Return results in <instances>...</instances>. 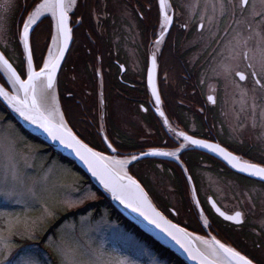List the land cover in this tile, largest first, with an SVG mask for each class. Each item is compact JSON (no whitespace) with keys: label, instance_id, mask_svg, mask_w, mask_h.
Returning a JSON list of instances; mask_svg holds the SVG:
<instances>
[{"label":"flooded vegetation","instance_id":"obj_1","mask_svg":"<svg viewBox=\"0 0 264 264\" xmlns=\"http://www.w3.org/2000/svg\"><path fill=\"white\" fill-rule=\"evenodd\" d=\"M38 1L14 0L18 7L8 13L14 40L1 42L0 48L18 44L25 5H31L30 12ZM224 2L221 15L219 0H167L172 23L162 30L160 0H77L70 19L72 43L57 82L75 134L102 153L132 157L153 149L176 152L185 143L176 132H183L264 167V88L257 83L264 82V73L256 63L255 38L247 46L242 40L237 45L235 38L259 31L260 17L251 19V7L233 12L237 0ZM252 2L256 11H264L260 0ZM233 48L239 58L230 54ZM153 57L159 111L148 81ZM174 159L138 160L129 172L172 221L264 264V183L189 145ZM216 209L226 216L240 212L241 222L222 218Z\"/></svg>","mask_w":264,"mask_h":264},{"label":"snow or ice","instance_id":"obj_2","mask_svg":"<svg viewBox=\"0 0 264 264\" xmlns=\"http://www.w3.org/2000/svg\"><path fill=\"white\" fill-rule=\"evenodd\" d=\"M35 2V0H33ZM76 4V0H43L42 3L36 4L35 9L31 12L28 8L31 5L26 3L24 12L27 13V17H21L22 31L19 33L21 42L24 46V51L27 54V79H21V75H18L13 70L12 65L3 55H0V66H2L10 74L8 80L12 83V95H9L5 91L4 87H0V96L8 101L9 106L19 114V116L33 125L36 129L40 130L47 137L53 141L58 142L64 148L70 149L75 153L76 157L87 166L91 174L96 177L100 184L103 185L107 192H110L114 199L120 201L125 207L131 208L135 212H140L151 224H155L162 232L168 237L174 240L181 248H184L188 252L189 256L193 259L192 252L182 240V237L190 235L186 233L183 228H178L174 224H170L159 212L151 208L148 204L147 197L144 195L143 189L136 183L131 177L127 176L124 172V167L130 161L116 160L104 156L100 152L93 151L86 144L82 143L80 139L72 133L64 122L63 116L59 115L58 109L53 108L55 97L52 92L54 87L55 72L59 67L60 60L63 58L64 51L67 47V41L71 38V29L69 28V16L68 12ZM260 5L264 8V0H260ZM18 7L14 3V0H0V33H4L8 30V13L11 9ZM169 5L167 0H160V12L162 17L161 28H166L167 25L172 23V17L168 15L167 9ZM226 4L224 0H219V8L221 15L224 14ZM249 7L253 9L251 19L260 17L258 23L261 25L259 31L250 30L249 35L246 38H242L237 34V45L241 40L244 46H247L249 40L255 38L256 48L255 51L258 54L256 63L260 67V72L264 73V11H256V5L252 0H237V3L233 5V12L235 8L241 9L242 13ZM215 11L216 5H213ZM45 13H50L52 20L54 21V34L52 35V43L56 45L55 51L53 48H49L48 57L44 59L43 66L39 67V71L33 68V55L29 46V36L32 26L36 23L37 19ZM240 23V21H237ZM203 25H201V28ZM250 28V25H249ZM160 43V40L157 41ZM230 54L233 58H239L240 53L235 49H230ZM243 58L248 60L247 52L243 53ZM153 68L155 67V57L152 58ZM249 67H254L250 64ZM225 72L231 71L228 66L223 69ZM236 75L239 76L241 81L245 80V75L236 71ZM253 75H259L257 72H253ZM257 83L261 84L264 88V82L257 80ZM149 86L152 88V95L155 98L157 111H159L160 96L158 95L155 87L152 83V69L149 70ZM20 93H23L21 96ZM246 95V93H244ZM208 99L211 101L212 97ZM255 97H253V110H255ZM163 116L164 113L160 112ZM264 115V113H262ZM56 117H59L58 119ZM167 125V120H165ZM177 138L182 137L184 144L180 145V148L176 152H167L162 150L153 149L149 152H142L143 156H160V157H176L177 153L184 149L187 145H196L198 147L206 148L209 151L216 152L225 159L229 160L233 164V167H239L240 171L248 172L251 176H256L260 180H264V167H259L256 164L240 163L238 158L232 156L230 153L219 145L209 144L202 140L193 139L191 136L186 135L183 132H176ZM107 147L113 152L117 151V148L112 143H108ZM132 160H138V156H132ZM11 180L15 183H22L20 176L16 170V166L10 165L5 168L4 173L0 176V184H7ZM127 181L124 183H117V181ZM134 189L138 195H129V190ZM31 190V189H29ZM97 195L93 192H85L79 201L73 202L70 206H76L77 204L84 203L85 200H95ZM215 206V205H214ZM150 211H145V208ZM219 211V209H217ZM224 215V213H220ZM241 217L240 212H236L234 216H225L226 220H232L239 224ZM207 224V221H205ZM7 236L3 232H0V264H35L30 258V253H16L13 255V247L9 237L17 234V222L9 221L5 226ZM27 238L34 239L30 232H27ZM197 239H200L197 237ZM207 245L206 241H202ZM61 253L64 259L61 264H98L97 254L94 250H86L79 245H66L62 248ZM16 256L20 259L17 260ZM11 257V259H10ZM123 264V262H121ZM201 264H255L252 258L242 255L240 252L234 250L231 247H226L223 243L213 240L212 244L208 246V251L201 253Z\"/></svg>","mask_w":264,"mask_h":264},{"label":"rangeland","instance_id":"obj_3","mask_svg":"<svg viewBox=\"0 0 264 264\" xmlns=\"http://www.w3.org/2000/svg\"><path fill=\"white\" fill-rule=\"evenodd\" d=\"M47 19L45 17L35 25L30 36L36 68L50 47L51 26ZM9 40H14V32L0 33V43ZM2 50L15 62L18 54L14 46L4 44ZM171 159L175 160L174 157ZM13 164L22 183L9 180L7 184H0V232L7 236L5 226L9 221L17 222V234L9 237L14 245V256L30 253L35 264H61L64 257L60 250L66 245H79L94 250L98 264H169L133 234L111 221L106 211L98 218L90 212L75 219H65L52 229L60 217L77 213L97 202L99 196L90 185L83 184L84 178L79 172L52 157L43 146L24 134L0 107V176ZM85 192H93L97 198L70 206ZM165 195L168 197V193ZM51 229L52 232L46 235ZM26 230L35 238H27ZM16 259L20 257L16 256Z\"/></svg>","mask_w":264,"mask_h":264},{"label":"water","instance_id":"obj_4","mask_svg":"<svg viewBox=\"0 0 264 264\" xmlns=\"http://www.w3.org/2000/svg\"><path fill=\"white\" fill-rule=\"evenodd\" d=\"M43 0H41L39 3H42ZM75 7V6H74ZM35 9L34 8L31 10L33 11ZM30 11V12H31ZM70 12V13H69ZM68 12V16H69V28L70 27V14L73 12L69 11ZM27 17V16H26ZM49 18L51 21V34H50V47L53 48V43H52V35L54 34V21L52 20V17L50 14H46L41 16L40 18H38V20L36 21V23L32 26V29L30 30V36L31 33L35 27V25H37L42 19L44 18ZM22 31V27L19 31V33ZM18 33V35H19ZM30 36H29V46H30ZM72 43V29H71V38L67 41V47L64 51V55L63 58L60 60L59 63V67L56 69L55 72V80H54V87L52 89V92L54 94L55 97V101L54 104H52L51 106L55 109H58L59 111V115L63 116L64 122L67 125V127L72 131V129L70 128V126L68 125L64 114L62 113L61 110V106H60V102H59V98H58V93H57V79H58V75L60 72V69L66 59V56L68 54V51L70 49ZM18 44L20 47V51L22 52V59L24 62V74L25 77L21 79H27V54L24 51V46L23 43L21 42L20 39V35H19V39H18ZM49 47V48H50ZM49 50V49H48ZM55 51V50H53ZM49 51L46 54V57H48ZM0 55H3L6 58V56L3 54V52L0 50ZM44 58V59H45ZM8 60V59H7ZM44 61V60H43ZM9 64L12 65V63L8 60ZM43 66V62L41 63V65L39 67ZM39 67L36 68L33 62V68L36 71H39ZM12 68L14 71H16V73L19 75V73L17 72V70L14 68V66L12 65ZM152 69V83L153 81H155V67L153 68V64H152V59H150V63H149V70ZM10 74L6 71V69H4L2 66H0V76L2 77V79L4 80V82L7 85V88L0 82V87H4L5 91H7L9 93V95H12V83L8 80V76ZM148 81H149V71H148ZM151 88V87H150ZM152 91V88H151ZM20 95L22 96L23 93H20ZM0 103L7 109V111L11 114V116L15 119V121L19 124V126L25 131L27 132L29 135L33 136L34 138L38 139L40 142H42L43 144H45L46 146L50 147L54 152H56L57 154H59L60 156H62L63 158L69 160L70 162H72L78 169H80L88 178L89 181L93 184V186L98 189L108 200H110V202L112 203V205L114 206V208L126 219L128 220L130 223H132L134 226H136L140 231H142L145 235H147L148 237H150L152 240H154L156 243H158L160 246H162L163 248L167 249L168 251H170L171 253H173L177 258H179L182 262H184L185 264H201V253H205L208 251V246H210L212 244L213 240L219 241L220 243H222L220 240L214 238V237H204L198 234H195L187 229H185L184 227H181L179 225H177L176 223L170 221L166 216H164L159 210L158 208L154 205V203L152 202L151 198L149 197V195L147 194V192L144 190V188L140 185V183L128 172V167L130 166V164H132L135 161L138 160H143V159H147V158H155L157 156H143L141 154H138L137 156L139 157L138 160H132V157H118L115 155H106L104 153H102L104 156H107L109 158H114L116 160H125L127 159L128 161H130L128 164L125 165L124 167V172L127 173V176L131 177L133 180L136 181L137 184H139L140 188L143 189L144 195L147 197V201L148 204L151 205L152 209H155L156 212H159L161 216L164 217L165 220H167L170 224H174L176 225L178 228H183L185 230L186 233H189L190 235L186 236V237H182V240L185 244V247H188L190 249V251L192 252V256L196 257L195 259L191 258L188 254V252H186L184 250V248H181L180 245H178L174 240H172L170 237H168L164 232H162L159 228H157L155 226V224H151L149 223V221L147 219H145V217L143 215L140 214V212H135L133 211L131 208L125 207L124 204H121L119 200L114 199L112 194L110 192H107L103 185L100 184L99 180L94 177L91 172L88 170L87 166L84 165V163L82 161H80L75 153H73L70 149L64 148L61 145H59L58 142H53L51 141L46 134H44L43 132H41L40 130L36 129L33 125L29 124L27 121H25L24 119H22L19 114L17 112H15L8 104V101H6L2 96H0ZM57 119L59 117H56ZM72 133L74 135H76L73 131ZM78 139H80L78 136H76ZM194 139V138H193ZM81 140V139H80ZM82 143L86 144L85 142H83L81 140ZM207 143V142H206ZM211 144V143H209ZM87 145V144H86ZM216 145V144H214ZM89 148H91L89 145H87ZM189 146L192 149H197L200 151H203L205 153H208L212 156H214L215 158L219 159L220 161H222L228 168H230L231 170H233L234 172L243 175L245 177H248L250 179L259 181L264 183V180H260L258 177L256 176H251L249 175L248 172L245 171H240L239 167H233V164L229 162V160L225 159L224 156L216 153V152H212L209 151L206 148H202V147H198L196 145H190ZM221 147V146H220ZM93 151L98 152L97 150L91 148ZM224 149V148H223ZM225 150V149H224ZM149 152V151H148ZM225 152H228L227 150H225ZM101 153V152H100ZM230 153V152H228ZM231 154V153H230ZM232 156H235L233 154H231ZM236 157V156H235ZM240 163H245L243 161H241L238 158ZM260 167V166H259ZM117 183H124L126 184L127 181H117ZM129 195L132 196H136L138 195L136 193V191L134 189H130L129 190ZM145 211H150V209H148L147 207L145 208ZM216 212L222 217L225 218L226 215H221L220 211ZM197 237H199L200 239H197ZM202 241H206L207 245L205 243H202ZM224 244V243H223ZM226 247H231L229 245L224 244ZM232 248V247H231ZM234 249V248H233ZM235 250V249H234ZM243 255V254H242Z\"/></svg>","mask_w":264,"mask_h":264},{"label":"trees","instance_id":"obj_5","mask_svg":"<svg viewBox=\"0 0 264 264\" xmlns=\"http://www.w3.org/2000/svg\"><path fill=\"white\" fill-rule=\"evenodd\" d=\"M50 29H48L49 31ZM15 50L18 54V56L15 59V62L11 61L15 67L16 70L20 73L23 72L24 70V66H23V60L21 59V55H20V47L16 44L15 45ZM3 52L5 53V55L8 57V54L3 50ZM10 59V58H9ZM39 65V63H38ZM0 107L5 111L6 116L8 119H10L12 122H14L16 124V126L18 128L21 129V127L15 122V120L12 118V116L7 112V110L0 104ZM22 130V129H21ZM23 131V130H22ZM26 135H28L25 131H23ZM29 137H31L30 135H28ZM31 139H33L34 141L39 142L40 144H42L43 147L46 148V152L49 151V153L51 154V156H56L58 159L62 160L64 163L68 164L70 167L73 168V170L79 172L82 177L84 178L83 180V184L84 185H90L91 188L97 193V195L99 196V200L91 205H88L87 207H85L84 209L78 211L77 213H72L69 215H65L62 216L58 219V221L54 224L53 228H56L61 222H63L65 219H70V218H77L80 215H86L88 213H92V215L95 218H98L103 211H106L108 213V217L111 221L116 222L120 227H122L125 231L133 234V236H135L140 242H143L144 244H146L148 247H150L153 252L162 260H165L166 262H168L169 264H185L184 262H182L179 258H177L173 253H171L170 251H168L167 249L163 248L162 246H160L158 243H156L154 240H152L150 237H148L147 235H145L143 232H141L136 226H134L132 223H130L128 220H126L112 205V203L110 202V200H108L102 193H100V191H98V189H96L92 183L89 181L88 177L81 172L72 162L64 159L63 157H61L59 154L55 153L51 148H49L48 146L44 145L43 143H41L38 139L31 137ZM52 156V157H53ZM51 230H48L46 235L52 232ZM44 235V237L46 236Z\"/></svg>","mask_w":264,"mask_h":264},{"label":"bare ground","instance_id":"obj_6","mask_svg":"<svg viewBox=\"0 0 264 264\" xmlns=\"http://www.w3.org/2000/svg\"><path fill=\"white\" fill-rule=\"evenodd\" d=\"M46 14H50V13H45V14H43V15H46ZM43 15H42V16H43ZM50 15H51V14H50ZM40 17H41V16H40ZM40 17H39V18H40ZM37 20H38V19H37ZM56 47H57L56 45H53V50H55Z\"/></svg>","mask_w":264,"mask_h":264}]
</instances>
